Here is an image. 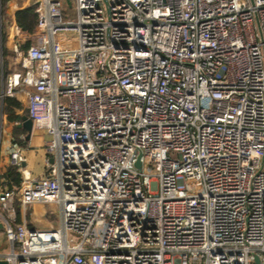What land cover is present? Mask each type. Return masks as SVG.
<instances>
[{"label":"built area","instance_id":"built-area-1","mask_svg":"<svg viewBox=\"0 0 264 264\" xmlns=\"http://www.w3.org/2000/svg\"><path fill=\"white\" fill-rule=\"evenodd\" d=\"M32 0L22 90L49 175L0 191L9 264H264V0ZM138 161L141 167L137 166ZM55 205L57 227L28 223Z\"/></svg>","mask_w":264,"mask_h":264},{"label":"crops","instance_id":"crops-1","mask_svg":"<svg viewBox=\"0 0 264 264\" xmlns=\"http://www.w3.org/2000/svg\"><path fill=\"white\" fill-rule=\"evenodd\" d=\"M4 6L0 4V37H1V68L2 80L0 94L2 93L6 80L9 76L22 72V58L35 43L36 28L33 33L22 31L17 24V13L26 10L32 0H2ZM65 2V6L71 8L72 2L70 0H60ZM3 10V14H1ZM17 104L13 108V113L20 116V120H11L10 114L5 111V98L0 101V191L6 187L19 186L11 179H8L7 173L11 166L9 160V148L11 144H18L24 151L26 157L25 169L34 178H41L49 175L48 162L52 157L48 156L45 150V141L49 139V135L41 129H37L33 125L32 133L29 134L21 124L23 117L28 114V102L25 93L20 89L15 97L12 98ZM13 116V115H12ZM30 119V118H29ZM16 169V168H14ZM23 179L22 174L16 169ZM49 209L56 210L58 215L57 222H55L49 214ZM0 212L5 216L10 217L11 221L14 219L17 223L25 220L23 212L18 204L10 201L5 206H0ZM28 223L32 226L49 229L59 225L60 214L59 209L55 205L33 204L27 208ZM0 224L2 222L0 221ZM5 238L7 247L6 252H0L4 256L9 251V244L6 239L4 228H0V236Z\"/></svg>","mask_w":264,"mask_h":264},{"label":"trees","instance_id":"trees-1","mask_svg":"<svg viewBox=\"0 0 264 264\" xmlns=\"http://www.w3.org/2000/svg\"><path fill=\"white\" fill-rule=\"evenodd\" d=\"M0 4L2 8L4 6V1L0 0ZM3 14V10L1 12ZM38 15L34 8H28L26 10L20 11L17 13V24L19 28L27 33H33L35 27L37 26ZM2 68H1V37H0V89H1V80H2ZM5 111L10 114L11 120H20L21 117L17 116L13 113L12 107H17V104L14 102L12 98H5ZM13 115V116H12ZM8 179H11L17 183V185L21 184V176L16 171V169L12 168L8 170L7 176Z\"/></svg>","mask_w":264,"mask_h":264},{"label":"rangeland","instance_id":"rangeland-1","mask_svg":"<svg viewBox=\"0 0 264 264\" xmlns=\"http://www.w3.org/2000/svg\"><path fill=\"white\" fill-rule=\"evenodd\" d=\"M72 2V7H66L64 6V16L71 21H76L78 18V12H77V3L76 0H70ZM50 217L57 222L58 215L56 213V210L49 209ZM5 243V238L1 235L0 236V252H6L7 247ZM9 249V248H8Z\"/></svg>","mask_w":264,"mask_h":264},{"label":"water","instance_id":"water-1","mask_svg":"<svg viewBox=\"0 0 264 264\" xmlns=\"http://www.w3.org/2000/svg\"><path fill=\"white\" fill-rule=\"evenodd\" d=\"M106 4H108L107 0H104ZM21 127H23L29 134L32 133L33 130V121L29 119L27 116L23 117V123L21 124ZM138 167H141V162L138 161L137 163ZM0 228H3V225L0 224ZM256 264H260V259L258 256L255 258ZM0 264H9L5 259H0Z\"/></svg>","mask_w":264,"mask_h":264}]
</instances>
